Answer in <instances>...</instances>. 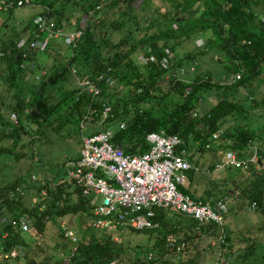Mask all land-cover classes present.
I'll return each mask as SVG.
<instances>
[{"label": "trees", "instance_id": "trees-1", "mask_svg": "<svg viewBox=\"0 0 264 264\" xmlns=\"http://www.w3.org/2000/svg\"><path fill=\"white\" fill-rule=\"evenodd\" d=\"M30 1L41 7L36 14L46 15L53 26L66 29L81 26L82 31L74 46L65 48L63 54L61 50L64 45L61 42L54 43L44 51L16 47L19 39H25L26 44L29 41L32 18L20 23L19 29L14 20L10 25L6 24V21L1 22L0 154L9 152L2 146L3 139L10 141L12 147L15 146L21 137L29 133L30 125L34 126L33 132L36 135H43L41 132L43 127L54 129L53 126L57 128L65 124H73L79 131V120L89 114L90 109H94L95 113L99 114L101 103H104L109 107L107 117L97 128L91 130H111L110 141L120 145L125 153L146 151L148 144L144 140L145 134L164 129L166 133H174L180 137L190 162L192 159L195 160L193 156L196 153L206 150L224 149L240 153V151H248L250 145L256 147L260 157H264V136L262 147L254 145L252 141L258 133L246 126L221 132L222 134L215 141L217 143L212 142L209 148H204L211 133L218 130L221 121L236 109V105L226 99H219L203 114L195 108L200 93L206 88H236L247 85L258 75L264 76V21L260 20V15L256 18L258 13H264L262 11L264 0H160L161 3L168 2L167 7L171 4V8L166 10L165 6L163 11L159 12L158 7H155L153 11L157 10L156 14H145L144 25H141L135 16L129 14L134 8L133 2L137 0ZM107 1L115 6L116 12H120L116 17L125 15L128 22L126 19L116 22L115 17L109 18L100 14L93 18L94 21L86 22L85 19V24L83 26L80 24L81 12L84 15L94 12L97 6ZM147 1L140 0V3ZM43 6L48 8V13L42 8ZM0 14L12 15L13 9ZM67 25L70 27L67 28ZM108 28L118 32L123 29L124 32L116 41H112L107 32ZM206 30L213 31V37L208 39L202 48L214 47L217 53H221L226 74L232 70H240L239 79L226 83V86L212 83L209 74H205V80L197 76L191 80H179L172 76L175 69L182 65L186 68L187 65L184 64L188 62L190 64L194 62L196 65L194 58L198 54V52H188L176 59L172 51L177 40ZM241 40L244 41L243 44L240 43ZM103 47L107 49L106 53ZM138 49H142L143 64L141 65L134 64L130 59V55ZM164 49L169 52V55L166 54L168 65L165 68L158 63V60L165 55ZM48 55L51 58L46 65L44 63ZM61 55L63 59H60ZM150 55L153 56L154 61L148 59ZM71 66L78 78H93L109 67L110 75L114 78L113 84L100 83V94L90 101V97L73 80L69 72ZM166 74L169 91L159 93V85ZM28 75L31 78L38 76L36 78L39 79L38 82L36 84L28 82ZM69 78L74 82V87L67 89L65 84ZM16 88L17 90H14ZM184 88H188L185 95H183ZM261 101L264 103V97ZM5 112L16 115V122L10 121L11 113L6 118ZM62 113L65 117L62 116L60 120L58 117ZM90 115L92 116L93 113L91 112ZM98 119V116H95L92 121L83 125L98 123ZM56 121L58 124H54ZM120 122L123 123V127H119ZM89 131L87 129L86 132ZM237 156L244 158L246 155L242 153ZM75 157L67 156L57 161L56 167L62 168L66 160ZM194 164L185 171L187 180L191 179L193 173H199ZM213 167L212 164L209 171H212ZM227 170L238 172V175L244 172L242 168L236 167H228ZM263 171L264 169L254 170L249 164L248 176L245 177L249 180H245L247 182L243 186L235 182L237 180L232 178V172H227L222 177V181L223 184L228 181L234 187H240L242 194L250 203L254 202V206L256 203L263 206V194L257 187L263 182ZM31 173L33 172L27 173L26 176L19 175L8 182L0 180V218L2 216L13 218L21 214L29 218L27 232L15 231L8 223L0 222V246L5 251L20 246L22 258H27L29 264H44L45 262L36 263L34 257H28L26 254L33 241L30 228L34 227L41 236L46 221L53 222L55 219L59 221L68 213L81 214L84 218H88L91 213L87 200L77 188L70 183L69 186L64 184L66 181L59 182L58 179L62 176L54 178L57 172L50 174V178H47L48 175L43 176L39 181H32L29 178ZM40 189L45 190V197H39L35 204L28 206L31 196L37 195ZM179 189L194 198L210 203L225 194V192L219 193L218 190L219 195L211 198L213 194L209 190L196 193V190L191 189L190 186ZM19 191L21 195L18 194ZM41 203L43 207L39 209ZM173 216L177 218L171 221L169 216L166 219L163 213L160 214L156 218L159 222L158 228L128 229L148 236L155 233L152 246L144 249L140 246L133 248L135 252L133 264H172L176 261L171 262L167 258H162L165 250L172 256V250L165 247V235L181 230L184 240L193 239L194 222L181 215ZM76 219L77 246L69 258V264H108L109 261L118 259L125 253L127 247L121 240L117 241L113 237V234L120 235V230H114L113 234L102 233L89 226V218L88 222L83 221L81 224L78 218ZM223 224L226 246H228L224 221ZM58 231L66 243L63 244L64 248H68L70 246L68 239L63 238L62 229ZM67 251L68 249L65 254ZM143 251L147 252L138 255V252ZM148 252L154 254V257L146 259ZM262 259L264 260V251ZM51 264H62V259H54Z\"/></svg>", "mask_w": 264, "mask_h": 264}, {"label": "built area", "instance_id": "built-area-1", "mask_svg": "<svg viewBox=\"0 0 264 264\" xmlns=\"http://www.w3.org/2000/svg\"><path fill=\"white\" fill-rule=\"evenodd\" d=\"M22 6L39 7L30 0H0V12L9 9L15 10ZM42 8L46 13L49 12L47 7L43 6ZM260 20L264 21V16H261ZM31 26L29 41L26 44L25 39H19L16 42L17 48L27 47L44 51L57 42H61L66 48H72L82 31L81 26L71 29L53 26L46 15L38 14L32 17ZM240 43L243 44L244 41L241 40ZM164 53L165 55L158 60L163 68L168 65L167 55H169L167 49H164ZM148 59L154 61L151 55ZM193 64L194 62L191 65ZM191 65L186 67L190 71L193 70ZM109 71V67H106L105 71L93 78H78L74 68L69 67L73 80L90 97V101L100 94V83L113 84L114 78ZM180 74H184L183 67H178L177 72H173L172 76L175 79L183 80L177 76ZM239 74L240 70L228 72L225 83L236 81L239 79ZM37 77L35 76V78ZM187 90L188 88H184L183 95L187 93ZM108 112V105L101 103L99 114H96L94 109H90L89 114L79 120L78 153L75 158L66 160L62 165V181L77 188L87 200L91 213L88 217L89 226L102 233L122 229H151L159 227L156 218L162 213L166 219L169 215H181L194 222V240L204 232L215 230V238L209 244V249L214 254V261L211 264L225 263L229 256H225L226 235L222 215L226 212L229 198L222 195L210 203L194 198L179 189L187 186L185 171L192 167V163L188 160L187 151L182 146L183 142L177 134L166 133L164 129L147 132L144 136V140L148 144L146 151L125 153L120 145L110 141L111 130L82 132L85 122H90L95 116H98L99 125L102 120L106 119ZM9 119L16 122L13 113L9 115ZM119 127H123L122 122L119 123ZM219 135V131L211 133L204 148H209L212 142L218 140ZM214 151L221 157L215 163L213 170L236 167L248 172L249 164L256 171L264 169V157L258 155L256 147L253 145L248 147L244 158L238 157L234 151L230 150ZM29 178L32 181L39 180L35 173H31ZM18 194L21 195V191ZM45 195V190L40 189L37 195L31 196V204H35L39 197L43 198ZM42 207L43 203L39 209ZM253 207L254 202H251L248 209H253ZM0 222L8 223L15 231L27 232L29 229V218L23 214L13 218L2 217ZM60 226L62 236L68 239L70 244L67 254L61 258L62 264H69V258L76 250L77 237L70 228L62 224ZM182 235L183 231L181 230L165 235V247L172 250V257L176 261L181 260L183 254L189 251ZM18 255L19 257L21 255L20 246L7 251L0 246V262L15 259ZM152 257L154 254L148 252L146 259ZM119 263L118 259L108 262V264Z\"/></svg>", "mask_w": 264, "mask_h": 264}, {"label": "rangeland", "instance_id": "rangeland-1", "mask_svg": "<svg viewBox=\"0 0 264 264\" xmlns=\"http://www.w3.org/2000/svg\"><path fill=\"white\" fill-rule=\"evenodd\" d=\"M134 8L129 11L131 16H135L136 20L144 25L145 14L153 13L158 10L163 11L166 6V10L171 8V4L167 7L168 2L161 3L160 0H148L146 3H140V0L133 2ZM110 1H107L99 6H97L94 12H89L86 15L80 13L81 21L80 24L83 26L86 22H90L96 15L103 14L109 18L115 17V21L121 19H126L125 15H120V12H116ZM158 7L154 12L153 9ZM40 7L36 6H22L13 10L12 15H1L0 14V30L1 22L6 21V24H12L13 20L17 26L20 28V23L25 21L27 18H32L38 11ZM114 11V12H113ZM264 12V4L263 10ZM264 16V13H258L257 16ZM17 21V23H16ZM94 21V20H93ZM127 21V19H126ZM84 22V23H83ZM128 22V21H127ZM69 28L70 26H66ZM175 27V25H172ZM8 28V27H7ZM6 28V29H7ZM152 30V29H151ZM149 30V31H151ZM108 34L112 41H116L118 37L123 33L122 31H114L112 28H108ZM119 33V34H118ZM213 37V31L206 30L191 34L188 37H183L173 48V55L175 58H181L188 52L197 53L194 60L196 65H191L190 62L184 65L193 66V70L190 71L184 68V74L177 75L180 78L191 80L195 76L205 80V74L210 75V81L219 86H226L225 81L227 80V74L224 71L223 61L221 60V53H217L215 48L203 49L202 46L206 44V41ZM58 48V47H54ZM63 48V47H62ZM65 46L62 53L64 54ZM104 53L107 49L103 47ZM204 52L200 54L199 52ZM62 54V55H63ZM142 49L136 50L130 55L131 61L136 65L143 64L142 59ZM62 55L60 59H63ZM219 56V57H218ZM50 56L46 57V62L50 61ZM42 64V63H41ZM43 64V65H44ZM186 66V67H187ZM1 70V66H0ZM177 72V69L174 70ZM28 82L31 84H36L39 79L34 77H27ZM66 88L74 87V82L69 78L66 82ZM14 90H17L14 89ZM159 93H165L169 91V81L167 74L163 77V82L159 85ZM156 91V92H158ZM264 97V76L258 75L255 79L251 80L247 85L239 86L236 88H206L200 93L197 100L196 109L199 113L203 114L207 109L219 99H226L233 102L236 105V109L231 111L225 116L221 121L218 130L220 134L224 131H233L235 127H248L253 129L258 133V136L252 141L256 146L262 147V138L264 136V103L261 99ZM4 113V110H3ZM11 112H5V116ZM16 116V115H15ZM65 114L60 115L58 118L61 120ZM54 124H58L56 121ZM98 123L92 122L90 124L84 125L83 133L88 129L97 128ZM54 129L43 127L41 132L43 135L34 134V126L30 125L29 133L25 137H21L15 146L10 145V141L6 139L2 140V146L6 147L9 151L8 153L0 154V180H5L6 182L11 181L19 175L26 176V174L33 172L39 178L43 176H49L54 174V178H59L62 176V168L56 167V162L65 159L67 156L74 157L77 155L79 150V131L77 127L73 124H65L53 126ZM62 127V128H60ZM222 132V133H221ZM36 133V132H35ZM217 143V142H215ZM190 152V151H189ZM237 153L236 151L234 152ZM247 154V150L240 151L238 154ZM221 157L220 154L216 153L214 150H206L204 152L196 153L191 160V163L196 165L199 173H193L191 179H188L187 186L196 190V193L202 190H209L213 195L211 198H215L217 191L219 193L225 192L229 201L227 203L226 212L223 213L222 218L225 223L228 246L225 249V256H229L228 260L222 264H264L262 259V253L264 251V202L263 206L257 204L253 209H248L249 200L245 197L240 187H234L230 182L223 184L222 177L227 174V172H232V178L236 179L239 186H243L249 178L247 172L238 175V172L218 169L209 171L210 166L216 165L215 163ZM59 171V172H58ZM263 182H261L257 187L258 190L263 194L264 201V171L262 172ZM47 178H50L47 177ZM31 179V178H30ZM38 180V181H39ZM60 182L63 179H58ZM64 184H69L65 182ZM69 186V185H68ZM71 190V187H69ZM27 197V196H25ZM31 201H29L28 206H31ZM83 223L88 222V218H84L81 214L68 213L64 215L61 220L55 219V221H46L43 225L42 235H38L34 227L30 228L33 241L30 247H28L27 255L28 257H34L35 262H45L44 264H51L54 259H61L67 248L65 241L59 235V229H61L60 224L70 228L77 236V219ZM171 221H174L177 216L169 215ZM1 219V218H0ZM111 234L114 233L110 232ZM120 235L113 234V237L117 241H122L124 246H126V251L123 255L118 257L121 264H133L134 260V247L140 246L142 249L152 246L155 239V233L144 235L142 233H137L129 231L128 229L120 230ZM159 236V235H158ZM215 232H204L203 235L198 236L194 239H186V244L188 247V252L184 253L181 260L175 261L171 254L165 250L162 254V258H167L172 264H211L214 261V254L211 249H209V244L214 240ZM64 238V237H63ZM64 244V245H63ZM64 250V251H63ZM145 251L138 252V255H143ZM147 252V251H146ZM145 252V253H146ZM152 252V251H151ZM171 257V258H170ZM24 258V257H23ZM22 258V255H18L17 258L6 260L0 264H25L27 258ZM154 264V263H153Z\"/></svg>", "mask_w": 264, "mask_h": 264}, {"label": "clouds", "instance_id": "clouds-1", "mask_svg": "<svg viewBox=\"0 0 264 264\" xmlns=\"http://www.w3.org/2000/svg\"><path fill=\"white\" fill-rule=\"evenodd\" d=\"M2 217H4V216H2ZM2 217H1V218H2ZM0 263H3V262H0Z\"/></svg>", "mask_w": 264, "mask_h": 264}, {"label": "crops", "instance_id": "crops-1", "mask_svg": "<svg viewBox=\"0 0 264 264\" xmlns=\"http://www.w3.org/2000/svg\"><path fill=\"white\" fill-rule=\"evenodd\" d=\"M187 184H188V180H187Z\"/></svg>", "mask_w": 264, "mask_h": 264}]
</instances>
